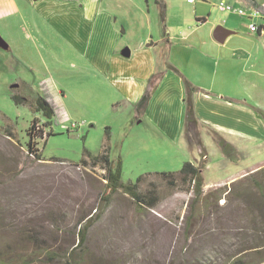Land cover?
<instances>
[{"label":"rangeland","instance_id":"obj_1","mask_svg":"<svg viewBox=\"0 0 264 264\" xmlns=\"http://www.w3.org/2000/svg\"><path fill=\"white\" fill-rule=\"evenodd\" d=\"M146 1L148 19L143 14L144 0H104L103 5L114 13L112 27L118 35L112 47L116 46L118 55L126 46H138L147 34L162 38L167 27L165 36L172 49L168 53L162 51L165 45L159 48L157 75L167 70L164 62L169 54L175 68L192 71L198 63L200 55L175 40L182 33L207 35L227 18L244 26L263 22L261 13L236 0H195L193 4L162 0L159 5ZM220 3L235 9L241 6L244 15L221 10ZM201 16L208 22L200 24ZM49 23L38 20L19 26L10 19L0 20V32L10 44L8 51H0V264H225L228 256L264 241L253 234V225L242 214L243 204L229 192L233 181L250 172L246 166L264 160V147L251 153L248 163L242 157L238 164H229L238 173L235 180H224L217 169L219 154L213 151L209 160L202 159L204 152L173 140L162 123L131 104L127 86L108 74L110 66L96 65L98 43H93V37H63L58 31L69 34L73 26ZM11 84L18 87L9 89ZM15 93L25 99L36 93L52 99L56 114L46 129L51 133L35 147L41 160L27 152L26 130L33 118L39 126L44 119L28 103L15 104L11 99ZM138 111L142 116L137 118ZM104 147L111 161H121L125 184L147 174L175 173L184 162L194 164L200 159L203 194L195 202L187 186L173 187L151 176L148 181L155 183L159 197L153 209H137L121 191L103 206L101 171L78 163ZM236 154L237 161L244 156ZM140 189L148 190V182L141 183ZM217 190L223 192L214 199L210 194ZM84 217L98 218L88 228L82 247L70 257L68 252L78 243V221ZM246 252L249 263L264 264V248Z\"/></svg>","mask_w":264,"mask_h":264},{"label":"crops","instance_id":"obj_2","mask_svg":"<svg viewBox=\"0 0 264 264\" xmlns=\"http://www.w3.org/2000/svg\"><path fill=\"white\" fill-rule=\"evenodd\" d=\"M155 1L156 4L162 2V0ZM236 1L237 4H245L254 8V12L261 13L263 22L257 24L264 26V0H253L257 4L256 7L250 6L251 0ZM144 2L145 11L143 8L142 10L144 17L148 19L150 5L148 1L144 0ZM194 2L195 0L187 1L188 4ZM19 3L21 6L18 5ZM103 4L104 0H0V20L7 22L10 19L19 26L33 25L38 20L45 22L51 20L49 26H73L71 34L63 30L58 31L63 37H93V43H98V46H94L96 65L110 66L108 74L113 79L122 80V84L127 86L126 90L130 94L129 101L135 106L147 89L149 79L157 72L162 51L171 52L172 42L165 36L168 29L165 27L164 36L162 34V38L158 40L147 34L140 38L138 46L130 47L131 49L126 46L130 52L128 57L121 55V51L125 48L120 50L118 55L116 46L112 47L113 37L118 35L112 27L114 13L109 10L110 6ZM128 5L130 6L129 3ZM236 7L241 8V6ZM251 17H254V14ZM61 19L70 22L62 24ZM73 20L76 22L74 23ZM198 21L200 24L208 22L202 16ZM250 23L252 22L244 26L234 19L227 18L221 26L232 33L228 34L223 43H218L213 38L216 26L207 35L197 34L195 37H190L182 33L179 39L175 40L183 49L192 51L197 56L200 55L199 61L194 64L192 71L176 67L181 71L180 75L175 68L176 62L171 60L169 54L164 62L167 70L161 72L144 110V114L147 113L153 121L164 125V130L173 140L178 139L183 145L188 143L189 146H194L198 153L204 152L205 156L202 159L209 160L213 151L219 154L217 169L219 174H225L227 170L228 174L224 176L222 174V177L224 180L230 179L229 181L235 180V175L238 173L229 169V164H238L242 161L240 160L242 157H245L248 163L252 160V157H249L251 153L257 150L261 152L264 147V120L254 109L264 111V29L260 32H251L248 28ZM198 29L199 27H195L196 31ZM0 36L4 39L1 32ZM162 45H165L162 47L165 50L161 51L159 48ZM200 47L204 50L208 49V52L200 50ZM9 49L10 44L7 50L0 48V51ZM90 49L94 51L93 46ZM205 58L208 62H205ZM183 78L196 88L193 93V105L198 124L194 131L188 134L189 140L185 134ZM173 81L174 86L171 84ZM16 87H18L16 84H11L9 89ZM169 87L172 89L167 91ZM45 97L51 104L52 99L47 94ZM135 115L137 118L142 116L139 111ZM218 137L231 144L238 154L244 156L235 162L225 159L217 143ZM197 162L199 163L200 159L194 164L197 165ZM225 163L228 166L220 171ZM263 163L264 160L251 163L246 169L250 170L249 173L254 172L263 167ZM207 166L209 167V164ZM231 170L234 173L230 172Z\"/></svg>","mask_w":264,"mask_h":264},{"label":"trees","instance_id":"obj_3","mask_svg":"<svg viewBox=\"0 0 264 264\" xmlns=\"http://www.w3.org/2000/svg\"><path fill=\"white\" fill-rule=\"evenodd\" d=\"M162 6L164 7V5ZM250 6L256 7L257 4L251 0ZM262 29H264V26L258 25V32ZM174 71L178 72L176 69H174ZM160 76L161 75L154 74L149 79L147 89L140 101L136 104L140 110L145 109L147 106L149 98L153 93L156 82ZM182 81L185 90V134L187 136L194 131L198 124L193 105V93L196 91V88L192 86L188 80L183 78ZM28 98L29 97H26V99L22 98L16 93L11 94V99L15 104L28 103L31 111L39 113L44 119L43 124L39 126L38 121L33 118L26 130L27 141L25 145L27 152L30 155H33L37 160H41V155L37 153L38 151L35 147L37 145V141H43L45 137L50 135L51 132H47L46 129L51 126V122L55 117V110L43 96L37 93L34 94L32 99L29 98V100ZM254 109L264 120V111L257 108ZM6 131L8 135H10V132L8 130ZM217 143L224 157L231 162L237 161L238 157L236 150L231 144L220 137L217 138ZM78 164L81 166H87L90 164L92 167H97L101 171V178L104 181V191L101 197L103 206H107L109 204L113 194L121 191L133 201L137 209H153L158 204L159 197L155 183L153 181H148V178L151 176L161 179L163 182L173 187L178 185L187 186L186 188L193 193L195 202L199 200L203 194L204 181L201 175V169L197 165L190 162H184L178 172H161L151 175L147 174L139 176L134 183L129 182L126 184L121 181V161L119 159H117L116 162L111 161L107 147H104L102 152L95 156L87 154L86 158L80 159ZM144 182H148L149 189L141 191L140 184ZM231 186L232 189L230 188L229 191L230 196L234 198V200L239 199L241 201L243 204L242 214L249 218L246 219L250 225H253L251 228L254 232L253 234L262 241L264 238V166L238 180L233 181ZM222 192L221 190H217L210 195H215L214 199H218L221 197ZM97 218L98 217L89 220V218L86 219V217H84L78 221V231L76 233L78 243L71 249V251L68 252L70 257H72L75 250L82 247L86 241L88 228L97 220ZM258 248H264V241L252 244L249 248H242L235 254L228 256L225 264H252L249 263L248 259H245V253H247L246 251H248V249L258 250ZM65 264L70 263L67 261Z\"/></svg>","mask_w":264,"mask_h":264},{"label":"water","instance_id":"obj_4","mask_svg":"<svg viewBox=\"0 0 264 264\" xmlns=\"http://www.w3.org/2000/svg\"><path fill=\"white\" fill-rule=\"evenodd\" d=\"M232 33V31H229L225 29L223 26L218 25L215 27L213 31V38L218 43H223L228 34ZM0 48L3 50L8 49V43L0 36ZM130 54L129 49L125 48L121 51V55L124 57H128Z\"/></svg>","mask_w":264,"mask_h":264},{"label":"built area","instance_id":"obj_5","mask_svg":"<svg viewBox=\"0 0 264 264\" xmlns=\"http://www.w3.org/2000/svg\"><path fill=\"white\" fill-rule=\"evenodd\" d=\"M188 2H193V0H187ZM218 8L219 9H221V10H227V11H234V12H236L237 14H239L240 16H243L244 15V11H243V9L242 8H234V7H232V6H230V5H224L223 3H220L219 5H218ZM256 14L254 13V16H255ZM248 28H249V30L251 31V32H258V25L256 24V23H254V22H252V23H250L249 24V26H248Z\"/></svg>","mask_w":264,"mask_h":264}]
</instances>
